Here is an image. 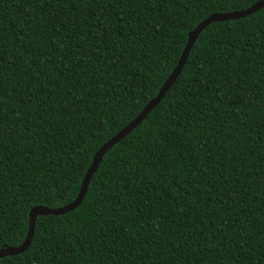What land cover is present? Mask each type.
Here are the masks:
<instances>
[{"label": "trees", "instance_id": "16d2710c", "mask_svg": "<svg viewBox=\"0 0 264 264\" xmlns=\"http://www.w3.org/2000/svg\"><path fill=\"white\" fill-rule=\"evenodd\" d=\"M259 1L0 0V250L78 197L199 24ZM0 264H264V7L207 26Z\"/></svg>", "mask_w": 264, "mask_h": 264}, {"label": "water", "instance_id": "95a60500", "mask_svg": "<svg viewBox=\"0 0 264 264\" xmlns=\"http://www.w3.org/2000/svg\"><path fill=\"white\" fill-rule=\"evenodd\" d=\"M263 7H264V0H261L245 10L234 11V12H229V13L212 14L207 19H205L201 24H199L198 27L189 34L188 44L186 46V49L184 50L183 55L181 56V59L178 65L176 66L172 74L168 77L164 85L161 87L158 95L149 102V104L142 110V112L132 122H130L125 128H123L120 132H118L114 137H112L96 153V155L94 156L93 162L90 168L88 169V172L83 180L81 190L79 192L78 197L72 203L66 206L60 207V208H50V207H44V206H35L34 208H32L30 212V226H29V231H28L26 240L20 246L7 247L5 249L0 250V258H3L8 255H18V254L24 253L28 249V247L30 246L32 242V238L34 235V228H35V224H36V220L38 216L40 215H63L71 210H74L82 202L85 194L88 191V185L90 183V180L93 174L97 171L104 155L114 145H116L119 141L124 139L131 131H133L146 118V116L150 113V111L160 103V101L166 95L167 91L173 85L176 78L179 76L183 67L185 66L190 50L193 47L195 40L207 26H209L211 23H214V22L234 20V19H239V18L249 16Z\"/></svg>", "mask_w": 264, "mask_h": 264}]
</instances>
